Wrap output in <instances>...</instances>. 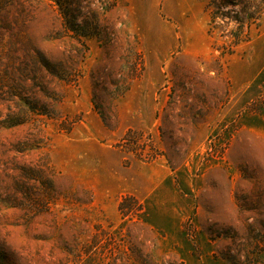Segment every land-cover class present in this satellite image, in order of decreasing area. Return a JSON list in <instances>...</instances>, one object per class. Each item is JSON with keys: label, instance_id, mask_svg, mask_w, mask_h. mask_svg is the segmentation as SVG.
<instances>
[{"label": "rangeland", "instance_id": "obj_1", "mask_svg": "<svg viewBox=\"0 0 264 264\" xmlns=\"http://www.w3.org/2000/svg\"><path fill=\"white\" fill-rule=\"evenodd\" d=\"M206 1L0 0V264H264V11Z\"/></svg>", "mask_w": 264, "mask_h": 264}, {"label": "trees", "instance_id": "obj_2", "mask_svg": "<svg viewBox=\"0 0 264 264\" xmlns=\"http://www.w3.org/2000/svg\"><path fill=\"white\" fill-rule=\"evenodd\" d=\"M57 1L61 3L60 0ZM59 5L62 6V3ZM205 11L210 16L211 31L217 25L226 27L223 31H227L231 25H234L235 27L230 29L229 33L235 37L237 42L247 41L251 38L252 26L258 24L261 19L264 0H207ZM78 26L84 27L81 24L73 25V31L78 32L76 28ZM82 35L87 36L89 33L85 30V34ZM133 205H138L140 209H143V204L136 196L126 194L122 197L119 210L123 217L134 216L137 213Z\"/></svg>", "mask_w": 264, "mask_h": 264}]
</instances>
